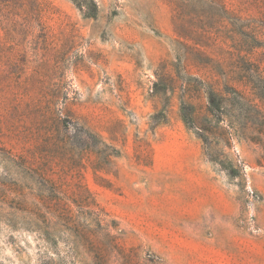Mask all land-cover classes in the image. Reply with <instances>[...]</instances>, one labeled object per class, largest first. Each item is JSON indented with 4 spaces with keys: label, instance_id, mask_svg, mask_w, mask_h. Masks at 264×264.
I'll return each instance as SVG.
<instances>
[{
    "label": "rangeland",
    "instance_id": "1",
    "mask_svg": "<svg viewBox=\"0 0 264 264\" xmlns=\"http://www.w3.org/2000/svg\"><path fill=\"white\" fill-rule=\"evenodd\" d=\"M240 260L264 264V0H0V264Z\"/></svg>",
    "mask_w": 264,
    "mask_h": 264
},
{
    "label": "trees",
    "instance_id": "2",
    "mask_svg": "<svg viewBox=\"0 0 264 264\" xmlns=\"http://www.w3.org/2000/svg\"><path fill=\"white\" fill-rule=\"evenodd\" d=\"M79 6V8H81V9H83L84 8V5H78ZM89 8H91L95 13H97V11H98V6H97V4L94 2V1H91V5H87ZM185 120H186V118H185Z\"/></svg>",
    "mask_w": 264,
    "mask_h": 264
},
{
    "label": "crops",
    "instance_id": "3",
    "mask_svg": "<svg viewBox=\"0 0 264 264\" xmlns=\"http://www.w3.org/2000/svg\"><path fill=\"white\" fill-rule=\"evenodd\" d=\"M236 263L237 264H244L242 260H240V261H233L232 263H229V264H236Z\"/></svg>",
    "mask_w": 264,
    "mask_h": 264
}]
</instances>
